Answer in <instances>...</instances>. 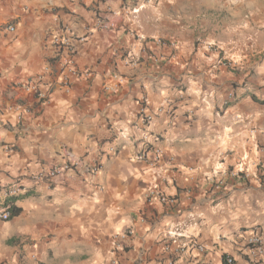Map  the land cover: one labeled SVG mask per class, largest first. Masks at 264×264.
<instances>
[{"label":"crops","instance_id":"1","mask_svg":"<svg viewBox=\"0 0 264 264\" xmlns=\"http://www.w3.org/2000/svg\"><path fill=\"white\" fill-rule=\"evenodd\" d=\"M62 33L79 76L54 52ZM0 145V186L23 187L0 264H256L264 0H0Z\"/></svg>","mask_w":264,"mask_h":264},{"label":"built area","instance_id":"2","mask_svg":"<svg viewBox=\"0 0 264 264\" xmlns=\"http://www.w3.org/2000/svg\"><path fill=\"white\" fill-rule=\"evenodd\" d=\"M142 1L146 2L148 0H142ZM96 28L98 29L110 28L109 21L106 18L98 19L96 21ZM7 29L9 31H12L14 28L12 26H7ZM74 40H76V38L73 37L72 34L62 33V34H56L53 37L52 43L54 47V52L56 54L66 53L67 57L63 63L66 70L73 76H79L81 73L73 67L72 60L70 59V56H69L74 51V45H73ZM77 40L82 41L84 40V37H78ZM27 89L36 92V94L41 98L44 97V94L38 90L36 85H30L29 87H27ZM141 111H142L141 118H140L141 123L143 125H146L151 120V116L144 114L143 109H141ZM118 138H119V135H118ZM120 138L122 140H126L129 137L124 132H121ZM0 148L6 149V150L12 149L11 146L9 145H0ZM110 151H114V148L113 147L110 148ZM153 153L155 156V160H157L162 155L161 150H159L158 148L154 149ZM145 155H146V151L141 150L139 153H137L136 157L138 159H142L145 157ZM69 156H70L69 159L63 164L55 165L45 171H41L36 174H33L32 179L36 181L44 180L47 182H51V180L55 178L58 174L65 172L66 170H69L76 164V162L73 161V158L71 157V155ZM152 163H154V161H152ZM93 169L95 170L96 168H93ZM22 189L23 187L18 185V183H14L7 187L0 186V196L3 197L4 199L12 197V196H17L18 194L22 192ZM160 200L167 201V198L165 196H161ZM9 217H10V211L8 209V206H4L3 210L0 212V218L3 220H6ZM167 235L169 238L176 241V238L182 236L183 234L179 232V230L175 229V230L167 231ZM193 243H194L193 241L189 242L188 245H191ZM182 247H186L185 244L184 245L180 244V248ZM246 247H247L246 256L249 260H251L252 262H255L256 264H264V236L256 232H253L252 234H250V236L246 240ZM165 249L169 251V246L167 245ZM198 249L202 251L203 247L198 246ZM225 263L233 264V259L231 257H226ZM167 264H173V262L169 260Z\"/></svg>","mask_w":264,"mask_h":264},{"label":"trees","instance_id":"3","mask_svg":"<svg viewBox=\"0 0 264 264\" xmlns=\"http://www.w3.org/2000/svg\"><path fill=\"white\" fill-rule=\"evenodd\" d=\"M17 199V196L5 198L4 205L8 206L11 216L18 214L19 208L13 205V202Z\"/></svg>","mask_w":264,"mask_h":264}]
</instances>
